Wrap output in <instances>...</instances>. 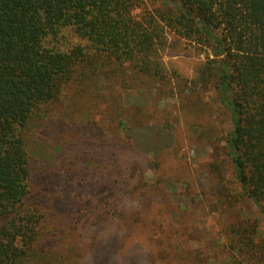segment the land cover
<instances>
[{"label": "rangeland", "instance_id": "1", "mask_svg": "<svg viewBox=\"0 0 264 264\" xmlns=\"http://www.w3.org/2000/svg\"><path fill=\"white\" fill-rule=\"evenodd\" d=\"M178 9L143 0L133 18L160 11L173 20ZM168 23L150 73L95 59L67 32L65 46L85 48L94 71L76 67L32 122L36 178L17 211L42 217L35 245L56 264H264V215L236 179L231 113L217 77L204 74L214 56Z\"/></svg>", "mask_w": 264, "mask_h": 264}, {"label": "trees", "instance_id": "2", "mask_svg": "<svg viewBox=\"0 0 264 264\" xmlns=\"http://www.w3.org/2000/svg\"><path fill=\"white\" fill-rule=\"evenodd\" d=\"M175 1L173 20L156 11L136 21L143 0H0V264L57 261L35 245L42 217L17 211L36 178L26 142L32 122L43 105L60 99L76 67L81 76L94 71L85 48L65 46L67 32L86 41L95 59L112 57L147 73L163 43L161 23L207 45L214 60L204 74L217 77L231 113L236 179L264 215V0Z\"/></svg>", "mask_w": 264, "mask_h": 264}]
</instances>
